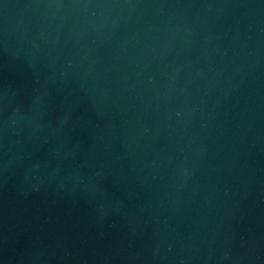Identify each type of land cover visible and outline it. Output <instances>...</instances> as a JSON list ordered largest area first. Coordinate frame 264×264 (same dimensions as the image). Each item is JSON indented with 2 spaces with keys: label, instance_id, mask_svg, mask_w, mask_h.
<instances>
[{
  "label": "water",
  "instance_id": "95a60500",
  "mask_svg": "<svg viewBox=\"0 0 264 264\" xmlns=\"http://www.w3.org/2000/svg\"><path fill=\"white\" fill-rule=\"evenodd\" d=\"M0 264H264V0H0Z\"/></svg>",
  "mask_w": 264,
  "mask_h": 264
}]
</instances>
